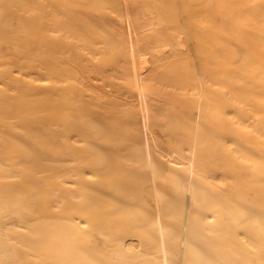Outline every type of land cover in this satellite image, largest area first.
Here are the masks:
<instances>
[{"label":"bare ground","instance_id":"bare-ground-1","mask_svg":"<svg viewBox=\"0 0 264 264\" xmlns=\"http://www.w3.org/2000/svg\"><path fill=\"white\" fill-rule=\"evenodd\" d=\"M0 264H264V0H0Z\"/></svg>","mask_w":264,"mask_h":264}]
</instances>
